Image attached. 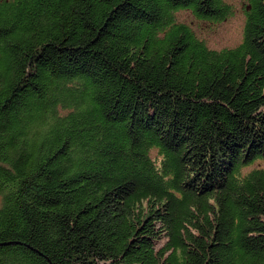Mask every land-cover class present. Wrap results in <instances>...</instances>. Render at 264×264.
Instances as JSON below:
<instances>
[{
    "label": "trees",
    "instance_id": "trees-1",
    "mask_svg": "<svg viewBox=\"0 0 264 264\" xmlns=\"http://www.w3.org/2000/svg\"><path fill=\"white\" fill-rule=\"evenodd\" d=\"M244 6L216 49L195 20L228 0H0V264H264V0Z\"/></svg>",
    "mask_w": 264,
    "mask_h": 264
},
{
    "label": "rangeland",
    "instance_id": "rangeland-1",
    "mask_svg": "<svg viewBox=\"0 0 264 264\" xmlns=\"http://www.w3.org/2000/svg\"><path fill=\"white\" fill-rule=\"evenodd\" d=\"M234 13L226 20L210 25L195 20L197 29L200 32L199 36L204 38L208 45L212 48L223 49L232 48L239 45L243 41V27L245 23L244 3L245 0H228ZM186 14L181 13L184 17ZM263 167L264 160L251 165L250 168ZM164 242V240H161Z\"/></svg>",
    "mask_w": 264,
    "mask_h": 264
}]
</instances>
